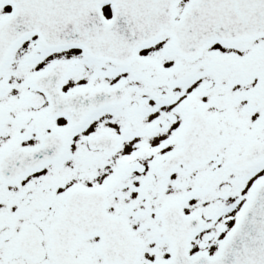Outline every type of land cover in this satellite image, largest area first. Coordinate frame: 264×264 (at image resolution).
Returning <instances> with one entry per match:
<instances>
[{
    "label": "snow or ice",
    "instance_id": "6c2138e0",
    "mask_svg": "<svg viewBox=\"0 0 264 264\" xmlns=\"http://www.w3.org/2000/svg\"><path fill=\"white\" fill-rule=\"evenodd\" d=\"M0 264H264V0H0Z\"/></svg>",
    "mask_w": 264,
    "mask_h": 264
}]
</instances>
